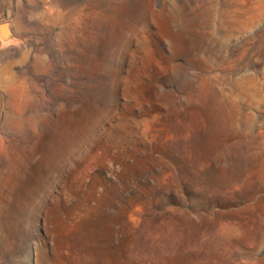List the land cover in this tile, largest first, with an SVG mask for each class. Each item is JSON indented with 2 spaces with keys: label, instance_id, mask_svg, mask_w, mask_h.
Instances as JSON below:
<instances>
[{
  "label": "rangeland",
  "instance_id": "rangeland-1",
  "mask_svg": "<svg viewBox=\"0 0 264 264\" xmlns=\"http://www.w3.org/2000/svg\"><path fill=\"white\" fill-rule=\"evenodd\" d=\"M0 264H264V0H0Z\"/></svg>",
  "mask_w": 264,
  "mask_h": 264
},
{
  "label": "water",
  "instance_id": "water-1",
  "mask_svg": "<svg viewBox=\"0 0 264 264\" xmlns=\"http://www.w3.org/2000/svg\"><path fill=\"white\" fill-rule=\"evenodd\" d=\"M12 29L8 22L0 23V40L3 42H9L13 39Z\"/></svg>",
  "mask_w": 264,
  "mask_h": 264
}]
</instances>
